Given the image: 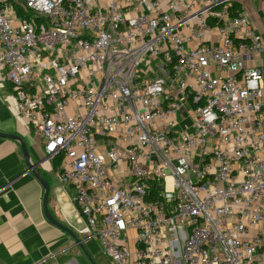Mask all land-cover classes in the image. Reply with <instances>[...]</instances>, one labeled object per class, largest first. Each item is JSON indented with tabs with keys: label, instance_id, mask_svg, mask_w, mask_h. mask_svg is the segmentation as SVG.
<instances>
[{
	"label": "built area",
	"instance_id": "obj_1",
	"mask_svg": "<svg viewBox=\"0 0 264 264\" xmlns=\"http://www.w3.org/2000/svg\"><path fill=\"white\" fill-rule=\"evenodd\" d=\"M249 2L22 0L20 17L0 0L16 117L60 159L83 232L114 264H129V230L136 264H264V38Z\"/></svg>",
	"mask_w": 264,
	"mask_h": 264
},
{
	"label": "crops",
	"instance_id": "obj_2",
	"mask_svg": "<svg viewBox=\"0 0 264 264\" xmlns=\"http://www.w3.org/2000/svg\"><path fill=\"white\" fill-rule=\"evenodd\" d=\"M250 0L251 18L264 38V11ZM0 71V131L21 135L33 161L49 183L47 206L55 219L73 230L82 240L87 254L62 229L44 215V188L27 170L20 144L0 137V262L2 264H114L98 239L83 232L86 221L73 201L75 188L58 180L60 163L47 159L41 138L16 117V97ZM191 123V122H190ZM178 130L191 124L182 119ZM114 176V175H113ZM135 231L128 232L133 253L129 264H136Z\"/></svg>",
	"mask_w": 264,
	"mask_h": 264
},
{
	"label": "water",
	"instance_id": "obj_3",
	"mask_svg": "<svg viewBox=\"0 0 264 264\" xmlns=\"http://www.w3.org/2000/svg\"><path fill=\"white\" fill-rule=\"evenodd\" d=\"M0 137L13 139L20 144L23 157H24V161L28 168L27 170H30L33 173L34 177L42 184L44 188V197H43L44 215L52 224L56 225L57 227L62 229L64 232H66L74 240V245L79 246L87 254V251L83 246V240L73 230H71L69 227H67L66 225H64L57 219H55L53 215L51 214V212L49 211L48 206H47V198H48L49 189H50L49 183L44 178V176L41 174L39 170L41 161H33L31 154L29 152V149L26 145L25 139L21 135L4 133L1 131H0Z\"/></svg>",
	"mask_w": 264,
	"mask_h": 264
},
{
	"label": "trees",
	"instance_id": "obj_4",
	"mask_svg": "<svg viewBox=\"0 0 264 264\" xmlns=\"http://www.w3.org/2000/svg\"><path fill=\"white\" fill-rule=\"evenodd\" d=\"M11 2L13 3V5L15 6V9L17 10L18 12V15L20 17H24L26 15H29L28 13H25L23 11V8H22V0H11ZM237 8H240L239 5L236 6ZM55 161H57L58 163H60V159L59 158H56L54 159Z\"/></svg>",
	"mask_w": 264,
	"mask_h": 264
},
{
	"label": "rangeland",
	"instance_id": "obj_5",
	"mask_svg": "<svg viewBox=\"0 0 264 264\" xmlns=\"http://www.w3.org/2000/svg\"><path fill=\"white\" fill-rule=\"evenodd\" d=\"M255 2H256V6H255V7H257V6L260 5L259 0H256ZM263 57H264V55H263ZM184 122H187V123L191 124L189 120L184 121ZM103 250H104V249H103ZM104 252H105V250H104Z\"/></svg>",
	"mask_w": 264,
	"mask_h": 264
}]
</instances>
